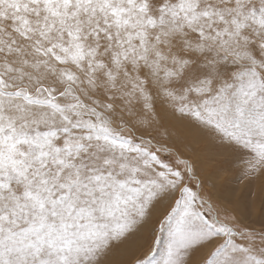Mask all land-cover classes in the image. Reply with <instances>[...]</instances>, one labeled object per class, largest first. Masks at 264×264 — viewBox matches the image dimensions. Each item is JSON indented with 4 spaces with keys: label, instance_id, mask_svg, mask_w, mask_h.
Instances as JSON below:
<instances>
[{
    "label": "snow or ice",
    "instance_id": "1",
    "mask_svg": "<svg viewBox=\"0 0 264 264\" xmlns=\"http://www.w3.org/2000/svg\"><path fill=\"white\" fill-rule=\"evenodd\" d=\"M258 177L264 0H0V264H264Z\"/></svg>",
    "mask_w": 264,
    "mask_h": 264
},
{
    "label": "rangeland",
    "instance_id": "2",
    "mask_svg": "<svg viewBox=\"0 0 264 264\" xmlns=\"http://www.w3.org/2000/svg\"><path fill=\"white\" fill-rule=\"evenodd\" d=\"M228 178V176L224 177V179ZM237 198H249L252 205L254 206L255 215L258 219L261 214L264 213V178L258 177L254 181H244V183L239 185L237 189ZM150 240V233H141L138 237L134 239V241L130 242L127 246H125L124 249H122L121 252L123 253L120 252L114 258L115 262L117 264H126V261L130 259L131 256L136 252L142 253L144 251H147V247H145V242H148L150 245ZM126 257H128V259H126Z\"/></svg>",
    "mask_w": 264,
    "mask_h": 264
},
{
    "label": "bare ground",
    "instance_id": "3",
    "mask_svg": "<svg viewBox=\"0 0 264 264\" xmlns=\"http://www.w3.org/2000/svg\"><path fill=\"white\" fill-rule=\"evenodd\" d=\"M139 242H140V240H139ZM126 246H127V245H126ZM124 248H125V247H124ZM121 253H123V252H121ZM128 254H129V253H128ZM121 256H122V255H121ZM123 256H124V254H123ZM123 256H122V257H123ZM122 257H121V258H122ZM126 259H128V257H126ZM117 260H118V259H117ZM124 260H125V259H124ZM120 261H121V260H120ZM115 264H117V263L115 262Z\"/></svg>",
    "mask_w": 264,
    "mask_h": 264
}]
</instances>
